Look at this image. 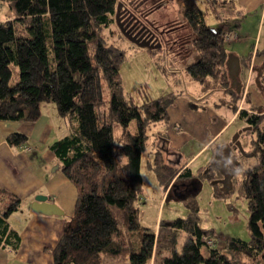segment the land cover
<instances>
[{"label":"trees","instance_id":"1","mask_svg":"<svg viewBox=\"0 0 264 264\" xmlns=\"http://www.w3.org/2000/svg\"><path fill=\"white\" fill-rule=\"evenodd\" d=\"M173 1L178 20L166 23L170 17L156 12L148 1L142 10L126 6L129 2L120 7L118 0H0L8 8V17L0 21V121L36 122L42 106L51 104L60 118L73 123L69 134L49 144L76 193L72 224L52 250L53 264H264V109L236 113L255 133L251 146L257 165L241 173L248 241L227 238L220 246L207 248L203 239L217 241L212 231L198 226L194 202L184 218L159 221L152 232L138 224L139 166L147 132L167 123L173 96L138 103L124 96L118 71L122 53L106 45L97 29L115 18L119 30L131 36L126 25L130 13L141 30L154 29L160 35L154 36L160 47L150 53L163 49L190 80L212 79L226 87L223 36L236 30L245 16L233 0ZM198 2L221 27L204 25ZM166 3L160 0V6ZM151 12L156 13L153 22L146 18ZM252 54L261 57L264 78V49ZM251 58V52L243 58L246 67ZM12 68L17 78L10 84ZM260 92L264 100V85ZM130 122L134 132L127 129ZM156 133L155 139H165ZM5 142L17 147L26 143V137L11 133ZM210 164L197 168L196 174L212 184L213 197L221 198L216 182L222 171ZM148 167L164 193L172 183H190V191L199 187L191 170L164 161L162 150L153 152ZM19 207L14 195L0 190L1 246L17 242L10 217Z\"/></svg>","mask_w":264,"mask_h":264},{"label":"crops","instance_id":"2","mask_svg":"<svg viewBox=\"0 0 264 264\" xmlns=\"http://www.w3.org/2000/svg\"><path fill=\"white\" fill-rule=\"evenodd\" d=\"M233 1L236 7L245 13L239 27L229 31L235 35V39L227 43L231 44L228 52L225 50L226 55L238 59L239 71L235 84H232L227 76L225 59L222 73L227 81L226 87L217 81L206 79L198 83L201 86L197 93L184 90V94L178 99L172 95V103L166 110L168 127L165 132H161L165 139L159 140L161 144L170 148L171 156L184 167L189 168L207 150H210L207 163L215 161V150L218 149L220 153L226 143L220 141V138L238 118L237 110L255 113L257 109H264L260 90L256 92L250 88V80L254 75L251 68L261 64V57H253L251 53L252 58L248 67L245 65L247 61L243 59L250 54L249 52L245 55L243 45L253 36L255 51L264 49V39L260 41L259 37V32L264 26V0ZM168 8L171 7L156 6L155 10L161 12V15L168 16L166 10ZM155 14L151 12L146 18L155 17ZM250 20L251 24H248ZM216 23L217 28L221 27V23ZM161 51L163 53L164 50ZM165 67L169 74L184 75L183 66L174 59L165 62ZM175 103L177 108H174ZM190 104L202 106L205 111L196 117L189 107ZM245 104H248L249 109L244 107ZM234 108L236 111H233ZM183 125H187L184 127L187 131L182 130ZM72 128L73 123L60 118L54 106L49 104L42 106L41 116L36 122L0 121V190L9 192L20 201L18 211L10 217V225L17 233V242L10 244L9 247L0 245V264H53L52 250L66 228L72 224L71 216L76 193L74 187L61 174L59 162L50 152L49 144L69 134ZM190 129L201 132V138L188 132ZM11 133L24 135L26 143L9 147L5 139ZM36 195H42L47 198L48 203L55 204L62 212V216L32 213L30 204ZM163 196L164 192L159 204ZM216 241V244L220 243Z\"/></svg>","mask_w":264,"mask_h":264},{"label":"rangeland","instance_id":"3","mask_svg":"<svg viewBox=\"0 0 264 264\" xmlns=\"http://www.w3.org/2000/svg\"><path fill=\"white\" fill-rule=\"evenodd\" d=\"M139 1L140 0H118V4L122 5L127 2L138 3ZM167 1L168 3H166L165 6H170L171 8L166 9L170 17V21H166V23L176 22V20H178V5L173 0ZM197 5L202 12L204 25L209 28H217L216 21L205 5L200 2H198ZM145 7L147 8L148 5L143 4L141 9L145 10ZM6 10H8V8L5 3L0 5V21L8 17L6 16L8 14ZM250 17H252V15ZM114 19L115 18H112L111 23L100 26L97 29V34L106 45H111L122 53L118 71L122 94L124 96L128 94L133 98L134 102L138 103L144 99H155L170 93L174 98L178 99L179 96L184 94V90L194 91L196 93L199 91L201 85L190 80L186 76L184 77L182 73L172 75L166 71L165 62H171L173 59L171 54L166 55L165 51H163V53L162 51L150 53L147 47L139 46L125 36L119 30L117 22ZM147 21L153 22L154 16L151 18L148 17ZM250 22L251 20L248 21V24H251ZM259 37L260 41L264 39V26L261 32H259ZM253 43L254 36L249 42L244 43L243 48H245V55L249 52L254 53L256 46H254ZM230 45L231 44H225V50L227 52L230 49ZM16 78L17 71L15 68H12L10 84H13ZM250 84V88H253L257 92L258 88L254 84V75L251 77ZM176 106L177 104L175 103L174 108H177ZM189 107L193 110V114L196 115V117L202 115V111H205L202 106L190 104ZM244 107L248 108V104H245ZM60 122L62 121L60 120ZM193 122L195 123L196 121ZM186 126L187 125L182 126L183 131H187L184 129ZM167 127L168 122L166 124L159 123L155 128L152 127L150 131L147 132V140L140 158L139 166L142 181L141 195L136 207L139 226L152 232L154 229L156 230L159 221L164 222L175 218H184L189 211L188 205L194 202L197 209L196 217L198 226L201 229L212 231L213 237L220 242L217 246H220L223 240L227 238H237L242 241H248L250 238L247 229L248 211L241 190V173L243 170L257 165L256 153L254 147L251 146V142L255 139V133L247 129L249 126L245 124L242 118H236L234 123L230 125L220 138V141L226 142L224 145H229V154L231 157H234L231 174L225 177L224 174L221 173L223 175L220 174V181L216 182V184L220 186V192L223 194L221 198L213 197L212 184L196 174L197 168L204 167L208 164L207 159L210 156V150H207L197 161L189 166L192 175L197 178L199 187H197L196 190H184V194L182 195L185 196L180 199L174 195L172 190L174 183H172V189L166 190L162 202L159 204L164 186L159 183L153 171L148 167V161L152 158L153 152L159 149L162 150L164 161L176 167L180 165L177 159L171 156L170 148L161 144L159 139H155L156 135H158L156 132L158 131L161 134V132H165ZM127 129L134 132V123L130 122ZM238 131L241 132L234 141V136ZM188 132H192L197 135L198 138H201V132L195 130ZM235 142L239 143L240 148L235 147V149H232V147H230L231 144L233 145ZM181 150L185 151L184 148H181ZM215 151V161L213 160L210 164L214 167L220 154L218 149ZM252 153H254V155H252ZM182 161H184V159ZM176 184H179V182ZM186 184L190 185V183ZM176 194L179 195L180 192L176 191ZM178 243L180 245L181 240H179ZM201 252L205 255L203 249Z\"/></svg>","mask_w":264,"mask_h":264},{"label":"water","instance_id":"4","mask_svg":"<svg viewBox=\"0 0 264 264\" xmlns=\"http://www.w3.org/2000/svg\"><path fill=\"white\" fill-rule=\"evenodd\" d=\"M118 9V6H117ZM124 34L133 42H135L139 46H145L149 49H158L160 47V44L156 42V38H154L153 34H148L145 38H136V36H130L128 33L124 32ZM228 69L227 76L230 78L232 84H235L236 77L238 76L239 71V63L237 58H233L229 55L226 56L225 61ZM261 68L262 64L258 67L251 68V72L254 74V84L258 88V90L261 89V87L264 85V78L261 77ZM238 85V84H237ZM240 85V83H239ZM238 85V86H239ZM238 90V88H237ZM248 130H250V127H247ZM241 131H238L234 136V141L237 138L238 134ZM232 149L240 148V145L238 142H235L233 145L231 144ZM229 145H224L222 147V150L219 154V159L215 162V166H218L220 168V165L226 168L224 176L227 177L232 172V167L234 164V157H231L229 154ZM221 169V168H220ZM170 190L172 189L173 184L169 185ZM177 198H184L183 195L174 194ZM30 211L35 214H39L42 216H62V212L60 209L53 203H48L47 198L42 195H36L33 198V202L30 204Z\"/></svg>","mask_w":264,"mask_h":264},{"label":"flooded vegetation","instance_id":"5","mask_svg":"<svg viewBox=\"0 0 264 264\" xmlns=\"http://www.w3.org/2000/svg\"><path fill=\"white\" fill-rule=\"evenodd\" d=\"M150 2L148 5L149 6H160V0H143L141 3H137V4H133V3H129L127 4L126 6H142L144 3L146 2ZM153 4V5H152ZM121 6V5H119ZM131 14L128 13V17L126 18V25H127V29L128 31L131 33V36H136V38H141V37H146L148 36V34H153L155 37L159 38L160 35L154 31V29H143L141 30L140 27H139V24L135 21L134 17H130ZM220 168H221V171L222 173H225V170L226 168L223 167L222 165H220ZM188 187H190L189 185H187L186 183H182V182H179V184H176L173 186V192L174 194H176V191L177 192H184V190H187L189 189Z\"/></svg>","mask_w":264,"mask_h":264},{"label":"built area","instance_id":"6","mask_svg":"<svg viewBox=\"0 0 264 264\" xmlns=\"http://www.w3.org/2000/svg\"><path fill=\"white\" fill-rule=\"evenodd\" d=\"M234 39H235V35L232 33H227L223 36V41L225 43H229V42L233 41ZM202 242L207 248H212L216 245V242H213L210 239H203Z\"/></svg>","mask_w":264,"mask_h":264}]
</instances>
